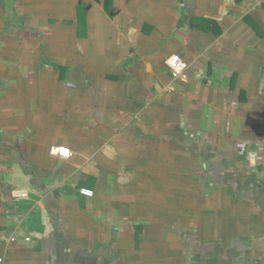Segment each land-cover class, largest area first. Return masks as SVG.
I'll use <instances>...</instances> for the list:
<instances>
[{"label":"crops","instance_id":"0c3cea01","mask_svg":"<svg viewBox=\"0 0 264 264\" xmlns=\"http://www.w3.org/2000/svg\"><path fill=\"white\" fill-rule=\"evenodd\" d=\"M0 259L264 264V0H0Z\"/></svg>","mask_w":264,"mask_h":264},{"label":"built area","instance_id":"2783aa9c","mask_svg":"<svg viewBox=\"0 0 264 264\" xmlns=\"http://www.w3.org/2000/svg\"><path fill=\"white\" fill-rule=\"evenodd\" d=\"M166 65L170 71V75L172 77V79L174 81H178V82H186L188 79L187 76V66L186 64L183 62V60L181 59V57L179 55H173L171 57H169L166 61ZM62 150L65 149H60L59 150V156L61 158H67L69 156L68 152L67 155L64 154V152ZM2 262V260L0 259V263Z\"/></svg>","mask_w":264,"mask_h":264},{"label":"clouds","instance_id":"9594fccd","mask_svg":"<svg viewBox=\"0 0 264 264\" xmlns=\"http://www.w3.org/2000/svg\"><path fill=\"white\" fill-rule=\"evenodd\" d=\"M64 152L65 155H67V152H65V150H62Z\"/></svg>","mask_w":264,"mask_h":264},{"label":"rangeland","instance_id":"374dc122","mask_svg":"<svg viewBox=\"0 0 264 264\" xmlns=\"http://www.w3.org/2000/svg\"><path fill=\"white\" fill-rule=\"evenodd\" d=\"M6 21V20H5ZM7 23V22H6Z\"/></svg>","mask_w":264,"mask_h":264},{"label":"snow or ice","instance_id":"6c2138e0","mask_svg":"<svg viewBox=\"0 0 264 264\" xmlns=\"http://www.w3.org/2000/svg\"><path fill=\"white\" fill-rule=\"evenodd\" d=\"M65 152H66V150H65Z\"/></svg>","mask_w":264,"mask_h":264}]
</instances>
